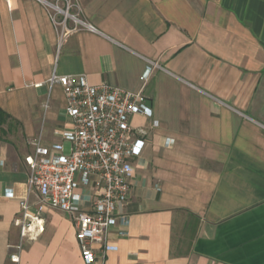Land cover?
Here are the masks:
<instances>
[{"label": "crops", "instance_id": "1", "mask_svg": "<svg viewBox=\"0 0 264 264\" xmlns=\"http://www.w3.org/2000/svg\"><path fill=\"white\" fill-rule=\"evenodd\" d=\"M75 2L97 32L58 50L42 5L0 0V109L15 122L0 141V264L17 245L18 264H85L72 221L28 192L35 141L69 152L55 134L71 122L53 72L142 90L152 110L130 118L144 146L130 160L128 225L91 264H264V0ZM78 192L86 208L89 191Z\"/></svg>", "mask_w": 264, "mask_h": 264}, {"label": "built area", "instance_id": "2", "mask_svg": "<svg viewBox=\"0 0 264 264\" xmlns=\"http://www.w3.org/2000/svg\"><path fill=\"white\" fill-rule=\"evenodd\" d=\"M47 11L58 37L57 49L69 35L95 28L80 17L75 0H36ZM150 69L140 81L145 85ZM49 87L59 85L65 98V115L71 128L55 132L69 143L68 154L62 144L43 146L33 143V151L24 158L29 170L28 192L37 197L39 208L47 207L67 215L75 228V238L85 264L95 260L96 250L101 257L111 248L107 243L110 231L126 227L128 217L123 212L130 198L133 168L130 160L140 155L144 141L137 135L130 118L141 115L152 117V110L142 90L126 91L101 83L92 86L84 75L58 76L51 74ZM152 126H157L153 121ZM80 188L89 191L88 205L82 206ZM9 198L12 194L7 195ZM20 236L25 238L30 229L31 216L26 200L19 203ZM122 211V212H121ZM125 236L124 231L119 232ZM97 247V248H96ZM9 255L18 264L21 245Z\"/></svg>", "mask_w": 264, "mask_h": 264}, {"label": "trees", "instance_id": "3", "mask_svg": "<svg viewBox=\"0 0 264 264\" xmlns=\"http://www.w3.org/2000/svg\"><path fill=\"white\" fill-rule=\"evenodd\" d=\"M15 123L11 117L0 109V141H5V137L7 136V129L9 125Z\"/></svg>", "mask_w": 264, "mask_h": 264}, {"label": "water", "instance_id": "4", "mask_svg": "<svg viewBox=\"0 0 264 264\" xmlns=\"http://www.w3.org/2000/svg\"><path fill=\"white\" fill-rule=\"evenodd\" d=\"M149 105V104H148Z\"/></svg>", "mask_w": 264, "mask_h": 264}]
</instances>
